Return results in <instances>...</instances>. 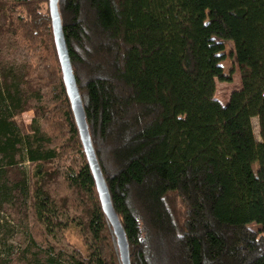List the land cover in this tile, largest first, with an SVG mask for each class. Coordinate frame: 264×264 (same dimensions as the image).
<instances>
[{
    "label": "trees",
    "instance_id": "obj_1",
    "mask_svg": "<svg viewBox=\"0 0 264 264\" xmlns=\"http://www.w3.org/2000/svg\"><path fill=\"white\" fill-rule=\"evenodd\" d=\"M45 4L0 0L18 57L0 60V204L33 212L7 263L122 264ZM59 10L131 264H264V0H59ZM227 42L241 86L222 104ZM71 228L84 249L63 243Z\"/></svg>",
    "mask_w": 264,
    "mask_h": 264
},
{
    "label": "rangeland",
    "instance_id": "obj_2",
    "mask_svg": "<svg viewBox=\"0 0 264 264\" xmlns=\"http://www.w3.org/2000/svg\"><path fill=\"white\" fill-rule=\"evenodd\" d=\"M49 7L44 5V10ZM8 31H2L0 29V60H4L6 66L16 62V38L14 37L15 25L11 24ZM48 54L45 52L44 55ZM18 58V57H17ZM43 61V58L37 57L36 62ZM47 60H50L48 58ZM224 70L226 73H230L231 80L219 81L217 80V89L215 98L222 104H227L233 91L237 90L241 86V76L239 72L238 63L234 55V49L231 42H227V54L226 59L223 61ZM0 77L3 79L2 71L0 70ZM36 116V110L30 109L23 112L18 120L25 126H29L32 123V119ZM254 132L258 140H261L259 130V120L257 117L253 118ZM27 170L30 171V162L23 163ZM33 212L26 205L17 203L15 200L9 204H5L4 207L0 204V264H12L7 263L15 258L16 255L23 250L29 238L30 223L33 221ZM65 244L76 245L84 249L82 236L73 228L65 233ZM21 264V263H20ZM24 264V263H23Z\"/></svg>",
    "mask_w": 264,
    "mask_h": 264
},
{
    "label": "water",
    "instance_id": "obj_3",
    "mask_svg": "<svg viewBox=\"0 0 264 264\" xmlns=\"http://www.w3.org/2000/svg\"><path fill=\"white\" fill-rule=\"evenodd\" d=\"M49 10L52 19V28L55 38V44L62 68L65 87L71 102L72 110L80 132L85 153L90 164L93 176L95 178L96 187L99 193L101 204L116 235L122 264H131L129 242L127 240L125 230L121 224L119 215L114 209L111 194L103 172L101 170V166L99 164L91 139L83 101L79 91L77 79L73 70V64L71 61L62 25V19L59 10V0H49Z\"/></svg>",
    "mask_w": 264,
    "mask_h": 264
}]
</instances>
